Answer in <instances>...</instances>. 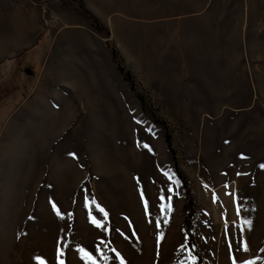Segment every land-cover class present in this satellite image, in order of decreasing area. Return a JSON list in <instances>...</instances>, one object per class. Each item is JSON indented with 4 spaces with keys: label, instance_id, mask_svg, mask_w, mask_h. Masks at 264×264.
<instances>
[{
    "label": "rangeland",
    "instance_id": "obj_1",
    "mask_svg": "<svg viewBox=\"0 0 264 264\" xmlns=\"http://www.w3.org/2000/svg\"><path fill=\"white\" fill-rule=\"evenodd\" d=\"M64 1L0 0V264H264V0Z\"/></svg>",
    "mask_w": 264,
    "mask_h": 264
},
{
    "label": "trees",
    "instance_id": "obj_2",
    "mask_svg": "<svg viewBox=\"0 0 264 264\" xmlns=\"http://www.w3.org/2000/svg\"><path fill=\"white\" fill-rule=\"evenodd\" d=\"M64 6L74 8L82 17H84L96 30V32L101 35L108 37L109 36V30L107 27L101 24L98 18H96L84 5L83 0H66L63 2ZM112 61L117 66V69L121 73L124 81L128 84L131 90L135 89V84L133 83L131 77L129 74H127L124 69L121 66V60L119 57V54L114 49L112 53ZM168 137V136H167ZM167 146L171 149V140L168 137L166 140ZM183 179V178H182ZM184 180L185 183V198H186V205H185V211L188 213L187 219L185 220V227L189 230L190 223L194 215V200L192 198V190L188 186L187 182Z\"/></svg>",
    "mask_w": 264,
    "mask_h": 264
},
{
    "label": "crops",
    "instance_id": "obj_3",
    "mask_svg": "<svg viewBox=\"0 0 264 264\" xmlns=\"http://www.w3.org/2000/svg\"><path fill=\"white\" fill-rule=\"evenodd\" d=\"M38 34H39L38 30H36L35 28L32 32H30V34H28V36L25 39L20 37L19 39L14 40V45H13L14 50L11 52H25L32 49L33 45L37 41Z\"/></svg>",
    "mask_w": 264,
    "mask_h": 264
},
{
    "label": "snow or ice",
    "instance_id": "obj_4",
    "mask_svg": "<svg viewBox=\"0 0 264 264\" xmlns=\"http://www.w3.org/2000/svg\"><path fill=\"white\" fill-rule=\"evenodd\" d=\"M94 224H96L97 225V227H103V225L102 224H100L98 221H96L95 219H93V221H92ZM245 224H247L249 227H251V224H252V222L250 221V220H246L245 221ZM245 250L247 251L248 250V247H247V244H245ZM85 256L88 258V259H90V260H92L93 258H92V255L90 254V253H85ZM93 264H95V261L93 260Z\"/></svg>",
    "mask_w": 264,
    "mask_h": 264
},
{
    "label": "bare ground",
    "instance_id": "obj_5",
    "mask_svg": "<svg viewBox=\"0 0 264 264\" xmlns=\"http://www.w3.org/2000/svg\"><path fill=\"white\" fill-rule=\"evenodd\" d=\"M222 202L219 203V205H221Z\"/></svg>",
    "mask_w": 264,
    "mask_h": 264
}]
</instances>
